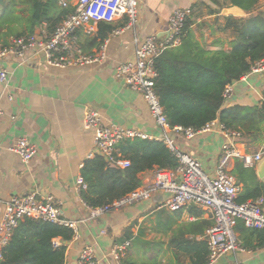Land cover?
Returning <instances> with one entry per match:
<instances>
[{"label": "crops", "instance_id": "crops-1", "mask_svg": "<svg viewBox=\"0 0 264 264\" xmlns=\"http://www.w3.org/2000/svg\"><path fill=\"white\" fill-rule=\"evenodd\" d=\"M216 1L139 0L134 25L125 27L127 17L111 23L115 28H125L119 34H110L107 58L101 64L61 68L47 65L42 58L33 56L21 66L15 59L0 62V68L5 67L9 72L7 83L0 81L3 109L0 118V222L5 203L12 197L28 192L52 195L61 202L65 217L82 221L78 224L80 236L64 242L67 245L65 264H77L81 249L87 245L93 246L100 264H118V261L123 264H204L210 252L207 230L214 223L209 209L189 204L172 210L162 206L169 195L159 193L160 197L134 201L83 221L90 216L91 209L84 202L80 188L85 183L82 168L86 161L96 156L93 130L84 127L87 109L97 110L106 126L136 129L147 133L151 139L169 137L177 149L192 154L210 175H216L223 155V134L213 131L187 139L180 132L165 133L152 116L143 95L115 76L118 65L131 59L137 46L148 36H160L165 31V21L177 8L193 10L192 29L200 41L210 47L214 40L220 39L227 47L234 35L226 27L228 16L222 14V9L233 7V3L231 0ZM259 9H264V0H259L256 10ZM231 16L248 15L244 12ZM203 22L206 25L201 27ZM43 29H37L34 34ZM7 32L0 33V48L6 43L8 46L15 38L6 35ZM97 35L98 25H86L77 32L85 53L99 49ZM233 85L227 105L255 106L263 98L264 72L242 78ZM20 137L28 138L37 148L36 156L29 163L10 150ZM263 143L264 135L254 141L251 137H241L239 149L244 154H255ZM258 164L259 161L253 167H246L242 159H231L229 172L241 186L238 197L244 198L256 189L264 196V177L258 175ZM154 172L141 174L143 185L139 190L153 182ZM164 208L163 217L156 219ZM236 232L243 250L221 257L214 264H264V230L249 231L238 223ZM127 240L131 244L122 251L119 260L113 248Z\"/></svg>", "mask_w": 264, "mask_h": 264}, {"label": "built area", "instance_id": "built-area-1", "mask_svg": "<svg viewBox=\"0 0 264 264\" xmlns=\"http://www.w3.org/2000/svg\"><path fill=\"white\" fill-rule=\"evenodd\" d=\"M63 9L74 8L52 32L43 29L38 34L23 35L12 39L8 46L0 48V62L15 59L17 65H24L30 57H40L50 66L67 68L101 64L107 58L109 37L104 40L99 49L85 53L78 42L77 32L86 25H98L100 22L113 23L116 19L127 17L125 27L136 23L139 0H58ZM193 15L191 8H177L165 21L163 32L169 34L164 38L157 35L148 36L137 46L131 59L118 65L115 76L125 81L133 90L141 93L146 100L152 116L159 127L167 131L180 132L187 139L197 135L219 131L223 134V155L220 159L216 175H210L202 163L192 154L182 152L174 146L173 140L164 137L163 140L176 153L179 165L174 170L154 172L153 182L142 190H136L128 196L113 203L97 208H91L87 219H94L112 209H119L134 201L150 199L159 193L168 194L162 206L172 210H180L189 204H196L209 209L213 213V225L207 230L209 258L207 264H214L221 257L232 252L243 250L242 243L236 232L239 220L247 227L264 228V196L238 202L240 184L229 172V163L233 158L242 159L246 167H253L264 156V143L255 154H244L239 149L240 132L232 131L217 120H213L201 128L175 126L172 127L167 118L165 107L156 91V62L170 47L181 44L187 20ZM124 27V28H125ZM124 28H116L111 35L119 34ZM264 72V59L255 62L251 71L242 78ZM9 72L5 67L0 68V81L7 83ZM241 78V79H242ZM233 84L224 91L225 101L233 93ZM13 99V96H10ZM3 109L0 106V118ZM84 127L93 130L94 153L104 156L121 167L130 166L128 159H117L118 145L125 139H151L145 132L123 126H106L101 121L100 113L95 109H87L84 117ZM10 150L16 152L23 162L29 163L37 154V148L28 138L20 137ZM83 183L80 189H86ZM26 218L48 221L71 228L73 239L80 236L79 222L65 217L61 202L52 195L40 196L37 192H28L12 197L5 203V210L0 222V260L4 248L8 245L14 230ZM59 238L55 246L61 245ZM130 240L116 244L113 253L120 260L122 251L130 246ZM77 264H100L93 246L83 247L78 255ZM118 264H123L118 261Z\"/></svg>", "mask_w": 264, "mask_h": 264}, {"label": "trees", "instance_id": "trees-1", "mask_svg": "<svg viewBox=\"0 0 264 264\" xmlns=\"http://www.w3.org/2000/svg\"><path fill=\"white\" fill-rule=\"evenodd\" d=\"M21 2L28 4L23 13L17 6ZM231 2L248 16L226 18V27L234 35L227 47L220 39L214 40L210 47L200 41L189 18L181 44L168 48L156 62L155 88L172 127L198 129L217 120L225 128L240 132L242 138L251 137L254 141L264 135V90L262 101L255 106L227 105L223 94L227 86L249 73L255 62L264 59V9L256 10L259 0ZM72 12L74 8H61L58 0H0V33L17 30L18 37L32 35L41 28L52 33ZM20 24L22 30H18ZM205 25L200 23L201 27ZM114 29L111 23H98L99 45ZM5 46L7 43L1 47ZM117 152L115 157L128 159L130 166L121 167L96 155L82 168L87 188L81 190V196L87 206L109 205L138 190L143 185L142 173L174 170L179 165L176 153L164 140L125 139ZM260 196V189H256L244 198L238 197L237 201ZM238 223L249 231L264 230L247 227L243 220ZM73 234L64 225L26 218L14 230L0 264H65L67 245L64 242L72 240ZM57 238L62 242L60 246L54 244ZM207 260L203 263L207 264Z\"/></svg>", "mask_w": 264, "mask_h": 264}, {"label": "water", "instance_id": "water-1", "mask_svg": "<svg viewBox=\"0 0 264 264\" xmlns=\"http://www.w3.org/2000/svg\"><path fill=\"white\" fill-rule=\"evenodd\" d=\"M244 10L239 7V6H236V5H233V7H228V8H223L222 9V14L225 15V16H231V15H237V14H244ZM246 13V12H245ZM169 34L168 31L166 32H161V35L158 36L159 38L161 36L165 37ZM258 175L259 177L263 178L264 177V156L263 158L261 159V161H259V164H258ZM158 197H160L161 195L157 194ZM155 195V196H157ZM154 196V197H155Z\"/></svg>", "mask_w": 264, "mask_h": 264}, {"label": "rangeland", "instance_id": "rangeland-1", "mask_svg": "<svg viewBox=\"0 0 264 264\" xmlns=\"http://www.w3.org/2000/svg\"><path fill=\"white\" fill-rule=\"evenodd\" d=\"M18 8H19V10L23 13V10L22 9H24V8H27V6H28V4L27 3H25V2H21V3H18ZM25 25V24H24ZM22 30V25L20 24V25H18V30ZM16 32H18L17 30H14V31H12V32H10V33H8L7 32V34L6 35H12V36H14V37H16ZM163 211H166V209L164 208V209H162V210H160L159 211V213L156 215V219H160V218H162L163 216H162V213L161 212H163ZM159 224H160V222H159ZM162 224V223H161ZM163 225L164 226H166L167 225V222H164L163 223Z\"/></svg>", "mask_w": 264, "mask_h": 264}]
</instances>
